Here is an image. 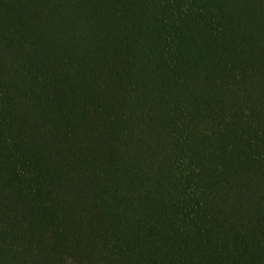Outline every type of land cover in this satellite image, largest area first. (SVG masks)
<instances>
[{"label":"trees","instance_id":"16d2710c","mask_svg":"<svg viewBox=\"0 0 264 264\" xmlns=\"http://www.w3.org/2000/svg\"><path fill=\"white\" fill-rule=\"evenodd\" d=\"M0 264H264V0H0Z\"/></svg>","mask_w":264,"mask_h":264}]
</instances>
